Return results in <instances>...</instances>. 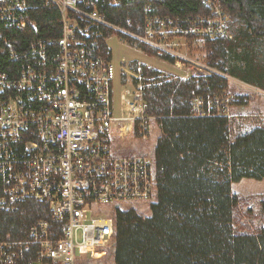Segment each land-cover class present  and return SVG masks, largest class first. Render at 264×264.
<instances>
[{
    "label": "built area",
    "instance_id": "built-area-1",
    "mask_svg": "<svg viewBox=\"0 0 264 264\" xmlns=\"http://www.w3.org/2000/svg\"><path fill=\"white\" fill-rule=\"evenodd\" d=\"M128 1L0 0V212L36 203L49 213L23 238L0 241V264H77L79 251L113 242L116 206L149 203L156 193L153 157L118 153L115 142L149 137L148 89L216 74L188 55L190 42L233 39L218 0H197L203 12L197 16L172 18L146 6L136 22H110L108 11ZM39 2L57 10V36L35 37ZM109 33L173 67L187 63L185 75H150L143 66L128 69L125 61L117 68ZM245 85L264 97V89ZM189 95L194 118L230 120L232 109L247 102L228 84L214 95Z\"/></svg>",
    "mask_w": 264,
    "mask_h": 264
},
{
    "label": "trees",
    "instance_id": "trees-1",
    "mask_svg": "<svg viewBox=\"0 0 264 264\" xmlns=\"http://www.w3.org/2000/svg\"><path fill=\"white\" fill-rule=\"evenodd\" d=\"M218 1L229 17L233 39L197 40L204 51L199 61L264 89V0ZM146 6L172 18L203 13L197 0H131L110 9L107 19L121 25L129 18L136 22ZM35 15V37L58 35L60 22L53 6L39 2ZM128 42L133 45L131 39ZM137 48L153 53L140 44ZM226 87V79L210 76L175 78L146 91L151 123L160 130L152 156L155 202L148 217L132 210L113 214L114 264H264V228L254 233L235 228L237 199L231 190L243 179L264 180V126L230 140L232 120L190 114L192 90L214 95ZM41 219L49 220L48 209L36 203L17 212H0V241L23 238Z\"/></svg>",
    "mask_w": 264,
    "mask_h": 264
},
{
    "label": "rangeland",
    "instance_id": "rangeland-1",
    "mask_svg": "<svg viewBox=\"0 0 264 264\" xmlns=\"http://www.w3.org/2000/svg\"><path fill=\"white\" fill-rule=\"evenodd\" d=\"M111 34H113V37L107 40V45L111 50V60L117 68L121 61L126 62L128 69H134L133 67H137L138 65L141 68L142 66L146 67L139 63L143 62L154 69L161 70L159 73L169 77H183L185 75L187 63L181 65V68L173 67L172 62L166 58L158 57L154 52L152 54L142 52L137 48L138 44L134 41L131 40L133 42V45H131L128 42L129 39L121 35H119L121 39H117L116 33H109V35ZM203 52L200 42H190L187 53L192 59L199 61L200 57L203 56ZM152 68L146 67L148 70H153ZM213 71L216 74H211V76H219V71ZM227 84L231 93L247 97V102L241 104V107H234L232 109L234 117L230 119L232 120L230 124L233 129L230 134V140H233L238 134L264 126V97L262 98L259 95L253 94L254 89L238 80H230ZM114 86L118 90L116 83H114ZM159 136V128L155 123H151L147 139L125 138L124 140H117L115 142L116 150L118 153L127 155H147L152 157ZM231 190L237 199V206L233 214L235 228L252 233L261 227L264 228V180L243 179L232 184ZM154 202L155 198L149 203L139 201L119 204L116 206V209L120 211L132 210L138 216L148 217L150 214V204ZM100 210L103 213L106 209L100 207ZM114 249L115 242L113 241L103 248H88L85 251H79L77 253V264H114Z\"/></svg>",
    "mask_w": 264,
    "mask_h": 264
},
{
    "label": "crops",
    "instance_id": "crops-1",
    "mask_svg": "<svg viewBox=\"0 0 264 264\" xmlns=\"http://www.w3.org/2000/svg\"><path fill=\"white\" fill-rule=\"evenodd\" d=\"M139 63H141L142 65H144V66H146V67H148V68H152V67H150L149 65L144 64L143 62H139ZM152 69L155 70V71L161 72V70L154 69V68H152Z\"/></svg>",
    "mask_w": 264,
    "mask_h": 264
}]
</instances>
